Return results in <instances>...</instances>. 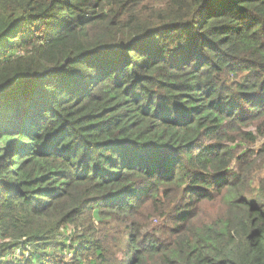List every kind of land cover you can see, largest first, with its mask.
<instances>
[{
	"label": "trees",
	"instance_id": "obj_1",
	"mask_svg": "<svg viewBox=\"0 0 264 264\" xmlns=\"http://www.w3.org/2000/svg\"><path fill=\"white\" fill-rule=\"evenodd\" d=\"M0 264H264V0H0Z\"/></svg>",
	"mask_w": 264,
	"mask_h": 264
},
{
	"label": "rangeland",
	"instance_id": "obj_2",
	"mask_svg": "<svg viewBox=\"0 0 264 264\" xmlns=\"http://www.w3.org/2000/svg\"><path fill=\"white\" fill-rule=\"evenodd\" d=\"M153 223H158V221H156V220H153Z\"/></svg>",
	"mask_w": 264,
	"mask_h": 264
}]
</instances>
